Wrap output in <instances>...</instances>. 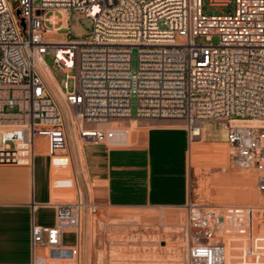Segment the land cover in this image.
<instances>
[{
	"label": "built area",
	"instance_id": "2783aa9c",
	"mask_svg": "<svg viewBox=\"0 0 264 264\" xmlns=\"http://www.w3.org/2000/svg\"><path fill=\"white\" fill-rule=\"evenodd\" d=\"M70 10L90 19L85 39L52 37L67 30ZM45 54L65 73L58 87L69 113L42 76ZM131 104L136 119L180 121L188 143L201 140L204 122L222 124L220 167L251 170L264 192V0H234L225 15L202 14L201 0H0V164H31L36 136L46 154L66 158L72 122L81 142L122 143L126 129L110 123L130 119ZM66 177L73 195L49 202L53 224H30V264H80L82 215L95 205L71 168ZM184 209L186 264H228L235 240L250 236V205L188 200ZM65 231L73 243L62 242Z\"/></svg>",
	"mask_w": 264,
	"mask_h": 264
},
{
	"label": "crops",
	"instance_id": "0c3cea01",
	"mask_svg": "<svg viewBox=\"0 0 264 264\" xmlns=\"http://www.w3.org/2000/svg\"><path fill=\"white\" fill-rule=\"evenodd\" d=\"M110 125L126 129L122 143H84L74 131L68 140L66 158L49 156L46 139L34 137L33 156L35 142L39 141L47 160L43 196L36 194L33 156L31 164H0V264H30V224H53L54 208L49 202L73 195V182L66 177L70 168L85 201L96 205L103 202L173 206L184 205L189 200L187 183L191 163L197 158L209 157L220 167L226 160L225 137L206 140L202 134L200 141L188 143L186 130L177 121L135 118L133 122L127 119L113 121ZM202 129L204 132L203 126ZM223 200L228 201L225 196ZM250 206L255 210L253 205ZM40 208L51 211L48 222L36 218L35 212ZM85 214L84 211L81 226L84 220L87 226L90 225V217L85 218Z\"/></svg>",
	"mask_w": 264,
	"mask_h": 264
},
{
	"label": "rangeland",
	"instance_id": "374dc122",
	"mask_svg": "<svg viewBox=\"0 0 264 264\" xmlns=\"http://www.w3.org/2000/svg\"><path fill=\"white\" fill-rule=\"evenodd\" d=\"M8 1L13 5L14 0ZM228 2V6H210L208 0H201V12L204 15H225L234 10V0ZM90 28L89 18L79 11L70 10L67 16V30H60L52 37L62 38L67 35L68 39L81 40L87 37ZM193 40L198 44L208 43L204 36H195ZM210 42L216 43L217 38L212 36ZM131 52L132 56H135V50L132 49ZM43 61L46 69L40 67L41 73L69 113L62 99L63 92L59 89L62 88L65 73L53 64L50 55L45 54ZM131 67L132 69L135 67L134 59L131 61ZM48 72L57 84L50 79ZM68 74H73V71ZM67 83L70 90L72 80L68 79ZM129 112L130 121L133 122L135 120L133 104L130 105ZM202 126L203 137L206 140H221L225 137V129L220 123L204 122ZM69 131L73 137L72 125L69 126ZM71 144L74 147L72 139ZM42 152L43 146L36 141L33 175L37 196H43L45 191L47 160ZM217 164L209 157L201 160L197 158L190 164L187 196L191 201L204 204L253 205L255 210L250 236L247 239L241 238L242 241L235 240L241 245L233 247L231 251L233 256L228 264H264V192L257 190L254 173L251 170L221 169ZM223 196L228 199L227 202L223 200ZM94 205V211H85V218L88 215L90 217V225L87 226L84 220L81 226L80 264H186L180 239L181 224L185 220L183 204L139 206L100 202ZM35 215L36 218L48 222L51 211L40 208ZM61 238L63 243L71 244L75 240V233L65 231Z\"/></svg>",
	"mask_w": 264,
	"mask_h": 264
},
{
	"label": "bare ground",
	"instance_id": "6f19581e",
	"mask_svg": "<svg viewBox=\"0 0 264 264\" xmlns=\"http://www.w3.org/2000/svg\"><path fill=\"white\" fill-rule=\"evenodd\" d=\"M40 67H43V68H45L46 66H44V65H41ZM46 69V68H45ZM46 72H47V70H46ZM48 75H49V77H50V79L54 82V83H56L55 81H54V79H53V77H52V75L50 74V72H48ZM43 76V75H42ZM44 78V77H43ZM45 79V78H44ZM49 86V85H48ZM50 88V87H49ZM51 90V89H50ZM51 93H52V95L56 98V100L59 102V100L57 99V97L55 96V94L52 92V90H51ZM63 97H64V95L62 96V99H63ZM59 104L62 106V104L59 102ZM71 125L73 126V128H74V131L76 132V124L74 123V122H72L71 123ZM69 128V127H68ZM69 137H70V131H69Z\"/></svg>",
	"mask_w": 264,
	"mask_h": 264
},
{
	"label": "water",
	"instance_id": "95a60500",
	"mask_svg": "<svg viewBox=\"0 0 264 264\" xmlns=\"http://www.w3.org/2000/svg\"><path fill=\"white\" fill-rule=\"evenodd\" d=\"M18 14H19L18 9H15V15H16L17 18H18L19 25H20V26L22 27V29H23V27H24V21H23V18H22V17H19V16H18Z\"/></svg>",
	"mask_w": 264,
	"mask_h": 264
}]
</instances>
